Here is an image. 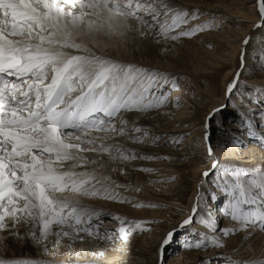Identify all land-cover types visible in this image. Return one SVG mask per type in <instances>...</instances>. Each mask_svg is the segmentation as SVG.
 I'll use <instances>...</instances> for the list:
<instances>
[{"label":"snow or ice","instance_id":"1","mask_svg":"<svg viewBox=\"0 0 264 264\" xmlns=\"http://www.w3.org/2000/svg\"><path fill=\"white\" fill-rule=\"evenodd\" d=\"M253 6L259 39H242L227 103L204 118L210 166L184 218L161 235L156 264H166L179 235L185 250L214 252L200 264H264V163L222 166L211 146L215 125L226 144L243 148L247 140L264 149V89L241 81L249 66L264 72V0ZM202 14L186 0H0V253L12 243L37 252L0 255V264H98L109 252L124 254L117 244L153 231L154 222L106 213L103 205L158 207L125 193L142 190L131 172L158 171L139 162L171 159L146 148L179 151L187 138L154 131L159 117L174 115L167 109L181 106L171 96L179 78L117 54L136 42L175 46L221 27L215 18L189 27ZM229 107L238 133L225 128Z\"/></svg>","mask_w":264,"mask_h":264},{"label":"bare ground","instance_id":"2","mask_svg":"<svg viewBox=\"0 0 264 264\" xmlns=\"http://www.w3.org/2000/svg\"><path fill=\"white\" fill-rule=\"evenodd\" d=\"M186 2L190 7L197 8L201 11V13H203L200 16V18L194 22V25L203 24L204 22L209 21L213 18H215L216 22L224 21V20L226 21V24L222 25L223 28L220 33L219 32L205 33L201 37H195V39H193L194 43L192 45L195 51L194 53H187V58H186L187 63L190 65L193 73L196 74L211 72L208 71V69L211 70L216 68L221 70L223 68H229L230 70L223 75L222 92H224L227 84L230 83L232 80L231 76L234 71L236 56L238 55V53L240 54L242 48L241 45L242 39L247 35H251L254 40L259 39L258 36L259 30L254 31L252 27V25L257 21L256 8L253 6L254 0H186ZM197 39H200L199 42L196 41ZM147 42L148 45L154 48L158 58L159 57L162 58V56L165 57L169 55H171V57L180 56V53L183 52V49L180 50L176 47L177 44L173 46L170 43L156 44L151 40H147ZM197 43H200L201 45ZM221 44L223 45L224 50L217 51L218 48H221L220 46ZM203 45L204 46L213 45L214 49L212 50L206 49L203 47ZM253 47H255V45H253ZM185 52L183 53L186 54ZM184 58L180 57L182 61L185 60ZM146 68L160 69L165 72L168 71L162 67V64L159 61L153 63L152 65H148ZM250 75H251L250 79L252 80L253 78L251 84L256 86L259 85L261 86L264 83V72H261L258 69L254 70L249 66L248 70L245 71V76L248 78L250 77ZM257 78H260V80H258ZM261 78H263V80H261ZM180 81H182L180 83V91H172L171 93L173 99H175L176 97L180 98V105H181L180 108L167 109L166 111L174 113V115H172L171 118L159 117L158 120L160 127L156 128L154 131L159 133H168L169 136L179 135L182 133L187 134V138L184 140L183 146L181 148L182 151H180L179 154L175 155L178 157L174 160H171L169 163H160V160H155L153 163L148 162V164H143L142 162H139V164L143 167L154 168L157 169L158 171H156L153 174L144 173L143 174L144 177L141 176L139 177V179L138 178L135 179L133 175H135L136 171H133L130 173L128 179L132 181L135 180L134 183L138 186L142 185V188L144 187V189H147L145 188L147 184L149 185V183L146 182L147 180L161 181L159 183L150 184L152 187V192L153 194L158 196H168L169 193H171L172 191H174L175 188L180 186L181 180L177 179L171 183L167 181H170L172 177H175V175L179 176L176 172L177 168L182 167L189 161L191 162L193 160L196 163V165L193 167L192 175L193 178H196V181L194 183V188L191 197L188 200L189 202H187V204L185 205L186 208H182L185 209L184 212H186L191 208L193 202L192 198H194L196 195V191L198 187L197 181L199 180L197 178H200L201 171L204 172L208 170V168H205L203 166V162L205 161L204 158L206 159L205 154L202 157L203 154L202 152H205L206 149V145L203 140L204 133L203 131L201 132V129L199 132L195 130V128L197 127V123L194 118V115L196 114V111L199 108H201L200 106L203 102L207 104V100L212 98L207 96L206 93L208 87L207 85H204V89L201 88L202 90L199 91L200 94H202L201 96L204 97V99H200L199 96L197 97L195 96L193 99L191 97L189 98L186 92L188 87H190L193 82L190 79H188V77H183ZM222 97H224V95H222ZM212 109L213 108H211L209 112L212 111ZM230 113H231V108L229 107V109L224 114L225 117H228V119L224 121L225 128L233 133H238L239 129L238 127L233 126L232 123L233 118L231 117ZM216 119L219 120L221 119V117L217 116ZM141 123L144 122L141 121ZM197 135L200 136L199 145H196L193 141L194 137ZM212 139H216L212 141V148L214 150L215 157L218 159L220 157L219 161L226 160V162L223 163L220 162L222 166L238 165L250 169L260 165L261 160H263L262 162H264V149H261L255 143H249L247 140H244V143L247 144V147H243V148L226 144V138H224L223 131L217 129L215 125H213V129H212ZM241 139L242 140L244 139L243 136H241ZM160 149L161 147L146 148L144 151L150 152L149 155L160 156L159 155ZM228 157L234 158L238 161H234L233 163L232 161H230V158ZM145 175L147 176L145 177ZM125 195L129 196L131 194L125 193ZM137 203L140 202L137 201ZM109 206L113 209L115 208L117 210L126 211L129 210L130 205L119 207V206H114V204H109ZM161 206L160 207L164 209L150 211L149 213L145 211L144 213L141 212V215L144 219H151L154 222L153 223L154 227L152 228L153 229L152 232H145L143 234L137 235L132 240V243L129 245H124L123 243L117 244L116 245L117 249H123L124 254H122L120 251L109 252L108 258L98 262V264H155L153 262V258H154L153 251L155 248H157L161 235L166 233L175 225H177L179 221L184 218L183 216H181L178 217L177 220L174 221L171 220L173 219L171 213H173L174 210L175 211L179 210L180 206L178 207L175 205H171L168 202L162 203ZM123 207H125V209H122ZM132 210L134 211V209ZM226 225L225 227H227ZM105 227L108 229H112L116 227V225L114 223H108L105 225ZM198 230H203V229H200L198 226ZM185 239L186 237L184 235H179L175 240V242L177 240L180 242L178 243L179 245H176L175 247V244H171L168 247L165 256L169 258H167L168 260L166 264H200L202 258H206L209 255H214V252L213 253L197 252V251H188L183 249L181 245L183 244ZM12 245L16 246L15 243L14 244L12 243ZM231 247L232 245L230 243L229 248ZM21 248L22 247H18L20 251L17 250L9 251L5 249L3 253H0V255H2L6 260H11L13 258V255L12 258L9 259V257L11 256L10 254H15V253L17 255L15 258H23V257L33 258V256L37 257V252L35 249L32 248L31 254L33 256H31V255H27L28 253H25V255L23 253L20 254V252H22ZM177 249L179 253H177V255H173V253ZM229 254H230L229 250L225 249L224 255L228 256ZM223 259H224L223 256L216 257L217 261Z\"/></svg>","mask_w":264,"mask_h":264},{"label":"rangeland","instance_id":"3","mask_svg":"<svg viewBox=\"0 0 264 264\" xmlns=\"http://www.w3.org/2000/svg\"><path fill=\"white\" fill-rule=\"evenodd\" d=\"M195 21H193L192 25H189V27L193 26ZM217 23H219L221 25V27L218 30L214 29V30H211V31H205V32H203L202 34H199V36H196V37H201L205 33H213V32H215V33L219 32L220 33L222 28H223L222 25L226 24V21L225 20L224 21H218ZM258 36H259V34H258ZM193 39H195V37L190 39V40L189 39H184L182 43L177 44L176 47L178 49H180V50L183 49V52L186 51L185 52L186 54L181 52L180 56H172L171 57V55H169V56H165V57L162 56V58L161 57L158 58V56L156 55L157 53L154 50V48L152 46L148 45L147 41H144L142 43L141 42L134 43L132 48H131V50H125L124 55L121 56V55L118 54L117 58L123 60L126 63H132V64H134L136 66H141V67H147L148 65H152L153 63L159 61L162 64V67L165 68L166 70H168L167 71L168 73H170L173 76H176V77L179 78V83L182 82L180 80L183 77H188V79H190L193 82L191 84V86L188 87L187 92H186L187 96L189 98L191 97L192 99L195 96L196 97L199 96L200 99H204V97L201 96L202 94H200L199 91L204 89V85H207L208 86L207 87V92H206L207 96L211 97L212 99L207 100V104H205V102H203L201 104V106H200L201 108H199L196 111V114L194 115V118H195L196 123H197V127L195 128V130L199 132L200 129H201V132L203 131V133H204V130L201 127L202 124L204 123V116H206V114L209 112V110L211 108H214V107H217V106H220L222 104L227 103V101L225 99V95L223 94V93H225V91L222 92V86H223L222 82H223V75L227 71H229L230 69L229 68H223V69L220 70V69L214 68V69H211V70L208 69V71H211L209 73H203V74L193 73L190 65L187 63V60H186L187 53H194V51H195L194 47H192V45L194 43ZM199 40L200 39H197L196 41L199 42ZM187 42H190V43H187ZM197 44L201 45L200 43H197ZM220 46H221V48H218L217 51L224 50L223 45L221 44ZM203 47L206 48V49H209V50L214 49L213 45H209V46H204L203 45ZM170 53H172V52H170ZM213 53H214V51H213ZM166 54H168V53H166ZM180 57H183V58L185 57L184 58L185 60L182 61L180 59ZM238 70H241V67H240V54L239 53L236 56V63H235V66H234V71H233L232 76H231L232 79H233V77L235 76V74H236V72ZM245 71L246 70L242 71V76H241V81L243 83H246L249 87H253V88L259 87L261 89H264V83L261 86L260 85L256 86V85L251 84L252 81H253V78H252V80L250 79L251 75H250V77L247 78L245 76ZM243 73H244V75H243ZM181 76H182V78H181ZM257 79L260 80V78H257ZM261 80H263V78H261ZM222 95H224V97H222ZM199 98H198V101H199ZM208 102H210V103H208ZM214 140H216V139H212V141H214ZM193 141H194V143L196 145H199L200 144V136L199 135L195 136ZM211 146H212V144H211ZM180 151H182V149L177 151V150H175L174 146H172V145L167 146V147H161L160 154H159L160 157L170 156L171 159L167 160V161L161 159L160 163H169L171 160L176 159L178 156H175V155L179 154ZM145 152L147 153L148 151H145ZM149 153L150 152H148L147 154H149ZM202 153H203L202 157H203L204 154L206 156V159L204 158L205 161L203 162V166L205 168H208L210 166V160H209V157H208L207 148L205 149V152H202ZM228 158H230V161H232L233 163H234V161H238V160H236L234 158H231V157H228ZM219 159H220V157H219ZM154 161H143L142 163L143 164H148V162L149 163H153ZM262 161L263 160H261V163H264ZM220 162L223 163V162H226V160L225 161L222 160ZM236 163H238V162H236ZM195 165H196V163L192 160L191 162L189 161L188 163H186L184 166L177 168L176 172H177V174L179 176L175 175V180H177V179L181 180L180 181V186L175 188L174 191L169 193L168 196H158V195L153 194L152 187H151L150 184L149 185L147 184L145 186V188H147V189H144V187L142 188V185H140L139 187L142 188V190L140 192H134V191L126 192L127 194H131V195H129V197H133L135 202L138 201V202L144 203V204H156V205H158V207H156V208H147V207H145V208L136 209V208H132V207L129 206V210L122 211V210H117L115 208L114 209L111 208L109 206V204H104L103 205V210L106 213H115V214H119V215H124L130 220L152 221L151 219H144L142 217V215H141V212L144 213V211H145V212L149 213L150 211L164 209V208H161V207H163V206H161V204L164 203V202H168L171 205H175V206H178V207L180 206L179 210H177V211L174 210V212L171 213L172 217H173V219H171V220L172 221L177 220L178 217H181L180 213L184 212L185 209H182V208H186L185 205L187 204V202H189L188 200L191 197V194L193 192L194 183L196 181V178H193L192 171H193V167ZM232 165H235V164H232ZM202 172L203 171H201V173ZM143 174L144 173H142V172L136 171L135 175H133V176L135 177V179H137V178L139 179V177H141V176L144 177ZM146 176L147 175H145V177ZM197 179H199V178H197ZM134 181L135 180H133L132 182L134 183ZM148 181L149 180H147L146 182H148ZM198 183H199V180L197 181V184ZM134 185L138 186L135 183H134ZM179 189H180V191H179ZM168 199H169V201H168ZM193 199L194 198H192V200ZM114 206H118V205H114ZM131 208L134 209V211ZM122 209H125V207H123ZM225 223L227 224V222L226 221L224 222V226L226 225ZM226 226H228V224ZM150 227L151 228L154 227L153 223L150 225ZM176 238H175V240H176ZM178 243H180V242L177 240L176 242H174L172 244H175V247H176V245H179ZM181 243H182V240H181ZM12 246L14 247V249H13ZM18 247H22L21 248L22 252H20V254L23 253L25 255V253H28L27 255L33 256L31 254L32 253V248L30 246H20V245H17V244L15 246V245L10 244L6 249L9 250V251H16V250L20 251L18 249ZM24 249H25V251H24ZM153 252H154L153 262L156 264V260H157L156 248L154 249ZM177 253H179L178 249L175 250L173 255H177ZM10 255L11 256L9 257V259L12 258V255H13V258H15L17 256L16 253L15 254H10ZM33 258H36V257L33 256ZM149 258H150V256H149ZM167 258H169V257L165 256V258H164L166 260V262L168 260Z\"/></svg>","mask_w":264,"mask_h":264}]
</instances>
